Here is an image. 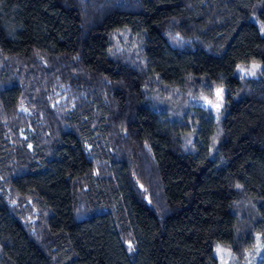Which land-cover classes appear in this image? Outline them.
I'll list each match as a JSON object with an SVG mask.
<instances>
[{
  "label": "trees",
  "instance_id": "1",
  "mask_svg": "<svg viewBox=\"0 0 264 264\" xmlns=\"http://www.w3.org/2000/svg\"><path fill=\"white\" fill-rule=\"evenodd\" d=\"M262 72L264 0H0V264H264Z\"/></svg>",
  "mask_w": 264,
  "mask_h": 264
},
{
  "label": "snow or ice",
  "instance_id": "2",
  "mask_svg": "<svg viewBox=\"0 0 264 264\" xmlns=\"http://www.w3.org/2000/svg\"><path fill=\"white\" fill-rule=\"evenodd\" d=\"M261 69V66L256 63H252L250 65V68L245 69L243 66L238 65L237 70L242 74L241 78L244 76H255L256 72ZM264 74V72H262ZM216 96V103H212V101H207V103L212 107L215 108L217 111L221 109L223 106V98H224V90L222 88H219L215 92ZM129 249L131 250V244H129ZM221 249L218 247L217 252L219 253Z\"/></svg>",
  "mask_w": 264,
  "mask_h": 264
},
{
  "label": "rangeland",
  "instance_id": "3",
  "mask_svg": "<svg viewBox=\"0 0 264 264\" xmlns=\"http://www.w3.org/2000/svg\"><path fill=\"white\" fill-rule=\"evenodd\" d=\"M250 68V67H249ZM245 69H248V68H245ZM224 90V88H222ZM216 92V91H215ZM225 94V92H224ZM207 101H212V103H216V96H215V93H214V96L211 98V99H207V100H204L202 105L206 108H208L209 110L215 112V113H218L221 111V109L224 107V101L225 99L223 98V106L221 107V109L219 111H217L215 108H212L208 103ZM220 253L222 254V262L223 263H226L228 260H230V255H228V253H226V251H224L223 249H221ZM228 256V257H227Z\"/></svg>",
  "mask_w": 264,
  "mask_h": 264
}]
</instances>
